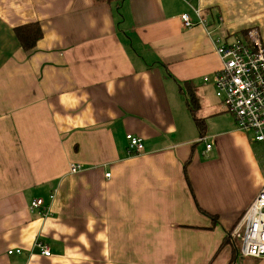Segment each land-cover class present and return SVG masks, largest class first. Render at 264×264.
I'll use <instances>...</instances> for the list:
<instances>
[{
	"label": "crops",
	"instance_id": "0c3cea01",
	"mask_svg": "<svg viewBox=\"0 0 264 264\" xmlns=\"http://www.w3.org/2000/svg\"><path fill=\"white\" fill-rule=\"evenodd\" d=\"M187 1L209 28L182 25L198 21ZM187 1L0 0V264H264L233 259L229 237L264 184V141L214 86L215 40L257 28L264 44V0ZM29 22L43 37L25 51Z\"/></svg>",
	"mask_w": 264,
	"mask_h": 264
},
{
	"label": "built area",
	"instance_id": "2783aa9c",
	"mask_svg": "<svg viewBox=\"0 0 264 264\" xmlns=\"http://www.w3.org/2000/svg\"><path fill=\"white\" fill-rule=\"evenodd\" d=\"M188 4L192 7L191 2ZM193 9L198 21H194L188 13H182L180 15L182 25L191 28L200 24L209 28L204 11L195 7ZM222 20L223 17L219 15L218 21ZM215 48L221 59V67L214 76L216 96L232 113L240 130H252L256 140L264 141V44L259 30L250 28L246 36L238 34L233 38L219 37L215 40ZM126 138L131 152L140 153L144 150L143 139L140 136L128 133ZM211 147V144H207V150ZM80 170L81 164H71V172ZM106 176L110 177L111 173H107ZM30 210L43 217L50 214L49 204L43 198L34 199ZM229 237L240 241V256L253 258L264 256V184L229 233ZM34 247L39 249L42 255H51L48 244L39 237L35 239ZM22 251L21 248H15L9 249L8 253L19 254Z\"/></svg>",
	"mask_w": 264,
	"mask_h": 264
},
{
	"label": "trees",
	"instance_id": "16d2710c",
	"mask_svg": "<svg viewBox=\"0 0 264 264\" xmlns=\"http://www.w3.org/2000/svg\"><path fill=\"white\" fill-rule=\"evenodd\" d=\"M99 3H108L112 4L116 8L121 7L122 2L124 0H95ZM118 12L121 11L118 10ZM249 29L244 32L238 33L243 36L247 35ZM16 34L18 36L19 42L25 51H32L38 44V42L43 37V30L41 24L39 22H29L25 24H21L15 28ZM179 88L184 91L187 101V107L191 111L193 115L196 114L197 109L199 108V97L196 93V89L190 81L179 82ZM195 121L197 123L198 128L201 131V134L205 131V120L203 118L196 117ZM212 218H217V216H212ZM233 245V259L237 258L240 254V241L237 239H232Z\"/></svg>",
	"mask_w": 264,
	"mask_h": 264
},
{
	"label": "rangeland",
	"instance_id": "374dc122",
	"mask_svg": "<svg viewBox=\"0 0 264 264\" xmlns=\"http://www.w3.org/2000/svg\"><path fill=\"white\" fill-rule=\"evenodd\" d=\"M114 8L115 9H117L115 6H114ZM246 132V131H245ZM248 132V134L251 136V137H254V131H252V130H249V131H247ZM260 146V145H259ZM261 153H262V150H259ZM47 203V202H46ZM233 239V238H232Z\"/></svg>",
	"mask_w": 264,
	"mask_h": 264
},
{
	"label": "bare ground",
	"instance_id": "6f19581e",
	"mask_svg": "<svg viewBox=\"0 0 264 264\" xmlns=\"http://www.w3.org/2000/svg\"><path fill=\"white\" fill-rule=\"evenodd\" d=\"M37 199V198H36Z\"/></svg>",
	"mask_w": 264,
	"mask_h": 264
}]
</instances>
